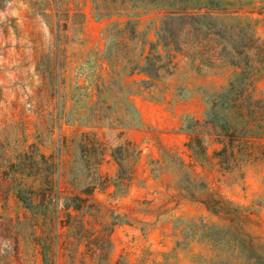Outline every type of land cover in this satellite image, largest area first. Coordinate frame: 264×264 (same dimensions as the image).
<instances>
[{"label": "rangeland", "instance_id": "1", "mask_svg": "<svg viewBox=\"0 0 264 264\" xmlns=\"http://www.w3.org/2000/svg\"><path fill=\"white\" fill-rule=\"evenodd\" d=\"M112 1L0 0V264H264V135L227 162L211 120L230 47L264 100V0H224L209 31L162 28L160 2ZM136 97L202 107L185 151L145 157L147 181L122 137Z\"/></svg>", "mask_w": 264, "mask_h": 264}, {"label": "trees", "instance_id": "2", "mask_svg": "<svg viewBox=\"0 0 264 264\" xmlns=\"http://www.w3.org/2000/svg\"><path fill=\"white\" fill-rule=\"evenodd\" d=\"M94 2L99 9L98 0H94ZM153 2H160L163 10L162 28L193 26L208 31L219 29L215 21L228 15L231 9V3L224 0H153ZM139 3L140 0L122 2L114 0L110 3V8L119 12H130V10L137 9ZM228 28L226 26V29ZM119 30L132 34L134 24L132 21H127L124 27L119 28ZM158 45H160L159 41L150 44V54L157 51ZM163 47L169 48V42L166 41ZM230 48L231 53L235 54L231 57V65L236 70L233 78L218 97L222 115L220 117L211 115L212 122H220V125L216 126L222 144V149L218 155L225 158L227 162L233 160L234 143L239 141V137L264 135V100L256 99L252 94V77L246 73L250 67L247 63L242 64V60L246 57L236 53L237 47ZM145 58L148 59L149 57ZM136 67L138 68L137 64L132 70ZM132 110L134 113L133 105ZM211 213L217 216L214 211ZM229 221H232L231 218ZM232 238H236L235 233H232L228 240Z\"/></svg>", "mask_w": 264, "mask_h": 264}, {"label": "crops", "instance_id": "3", "mask_svg": "<svg viewBox=\"0 0 264 264\" xmlns=\"http://www.w3.org/2000/svg\"><path fill=\"white\" fill-rule=\"evenodd\" d=\"M133 108L134 122L122 130V137L123 141L142 157L137 174L144 176L147 181L149 169L145 162L148 159L156 160L164 153L175 154L187 149L191 133L186 126V119L199 118L202 107L194 98H184L168 103L136 97ZM145 157L148 158L145 159ZM134 189L131 193L135 192ZM0 192L5 194L3 189ZM1 208L2 203H0V210ZM5 216L1 211L0 231L7 235L8 225Z\"/></svg>", "mask_w": 264, "mask_h": 264}]
</instances>
